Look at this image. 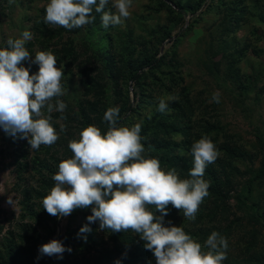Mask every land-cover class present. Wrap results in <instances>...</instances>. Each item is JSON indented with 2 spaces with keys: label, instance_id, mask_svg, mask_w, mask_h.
<instances>
[{
  "label": "trees",
  "instance_id": "trees-1",
  "mask_svg": "<svg viewBox=\"0 0 264 264\" xmlns=\"http://www.w3.org/2000/svg\"><path fill=\"white\" fill-rule=\"evenodd\" d=\"M14 1L20 2V0ZM150 1L154 4L155 12L161 14L165 20L164 25L158 24V33L161 38L151 50L147 49L145 42H140L143 50L140 51L137 60L130 57V60L123 59L125 62L118 65L114 60V55L107 51L109 47L115 51V38L113 39L112 35L108 33L109 28L102 27V13L95 12V6H93L92 13L95 16L94 22L83 27L68 30L58 25L47 24L43 18V15L45 17L44 8L41 10V16H36L38 21L33 27L36 36L39 37L36 38L37 42L44 51L57 54L56 59L60 62L66 60V66L70 65V74L73 73V70H77V75L74 74L73 76L80 78L83 87L86 89L83 98L80 100L74 98L81 107L82 113L80 115L83 118V129L89 125H95L102 132H106L108 123L103 120L104 113L109 107H118V125L132 126L141 122L140 134L144 138L142 143L145 146L147 156L158 158L163 169L175 168L181 178H190L189 171L193 167L194 159L191 150L189 158L185 155L183 157L178 154L175 155L174 151L179 152L182 144L188 146L191 140L188 136L191 126L183 118L184 115L179 112L176 101L169 102L165 112L158 111L157 104L150 102L151 99L153 100L151 93L157 90L150 91V86L146 81L148 78L151 81H159L158 90L169 89L174 85L173 74L178 67L182 66L179 58V45L183 44L185 39L201 24L200 22L205 16L210 15L215 20L220 19L217 25L218 37L208 34L209 39L207 37L199 39V47L204 46L203 53L198 58L199 64L203 65L216 81L232 85L234 90H241L240 94L242 95L239 94L238 99L240 102L243 101L246 104L250 94L255 92L264 93V86L260 87L264 83V49L261 47L264 42V0ZM144 8L145 10L151 9L150 5L147 4ZM28 9L30 10V8ZM106 10H108L107 6ZM187 16L191 17L188 22L186 21ZM212 27L210 26L206 30L209 31ZM174 28L178 29L176 34H172ZM245 30H248L247 32L250 34L243 37L237 35L239 31ZM96 37L98 40L95 39ZM166 40H171V46L165 49L164 53H161L160 46ZM54 41H56L55 47L58 46V48L51 50V44ZM107 44L110 46L106 47ZM134 44L136 42L126 46L127 55L135 53L137 48L134 47ZM120 54L126 56L124 49ZM96 63L102 65L100 70L94 66ZM66 66H64L65 69L68 68ZM105 74L108 75L109 80L104 77ZM130 80L138 86L141 92L136 104L129 97L128 82ZM125 85H127L126 89ZM161 90L159 92L163 93ZM111 92L116 97L113 100L108 96ZM146 98L151 105V111L149 115L144 117L143 112L149 107ZM261 100H263L262 97L257 99V102L261 103ZM196 103L201 107L197 100ZM142 115L141 121L137 122ZM204 128L202 133L208 137L212 133L220 134L223 129L214 123L208 124ZM76 129L80 131L81 127L78 125ZM178 135H183L185 138L182 144L173 140L174 136ZM258 138L263 148V139ZM212 141L215 142L216 138H213ZM60 145L62 151L53 153L49 157L50 161H45L44 165L41 166L42 169H49L50 172L56 174L58 171L56 164H59L57 156H65L67 159L73 155L68 145L62 143ZM219 149L227 155V165L223 164L222 166V170L226 173V181H221L217 177L218 171L213 163L207 165L203 179L205 180L207 175L210 177V181L206 180L210 185L209 195L204 198L206 199L205 204L204 199L200 204L195 220H184L183 210H177L171 205L167 209L168 215L164 217L165 226H168L171 219L172 225L183 227L193 239L199 238L203 241L202 243L197 241L202 246L211 232H219L228 241L234 235V229L239 227L236 221L231 220L227 199L234 192V181L231 176L237 169L236 160L244 161L248 152L239 148L228 147L226 144L219 146ZM249 171L250 173L244 172V174L251 175L247 182L248 196L247 192H242L235 193L233 197L241 204L252 199L251 209L254 213L250 221L259 223L264 228V192L258 198L263 200L262 205L255 199L256 195L254 196L256 184L264 188V158L259 169L255 171L250 169ZM41 182V188L25 190L24 195L26 196L22 201L23 213L21 216L23 223L18 232L11 231L0 240V264H64L61 257L41 255L38 251L41 245L50 242L55 235L57 224L54 221L51 225L52 215H49L44 208L41 211L45 212L47 216L45 219L41 218L39 215L41 212L32 203L44 198L55 184V181L49 177H43ZM207 202L210 204H208L209 207L206 205ZM84 210L91 212V207ZM156 214L160 215L159 212ZM32 220L36 223L31 222ZM234 223L235 227L233 228ZM106 231L110 236V242L112 241L111 247L97 244L96 238H93L94 232L90 231L83 234V238H74L77 239L79 244L77 247L79 248H75L73 236L68 231L61 242L66 249L70 247L72 251H65L63 255L65 253L76 255V251L85 249L89 253L95 252L96 254H92L88 261H79L76 264H92V262L94 264H156L153 252L146 250L145 243L135 238V235L139 234L132 231ZM256 232L258 231H252L253 240L250 249L248 248V253L251 255L245 264H264V255H255V245H257L259 236V233ZM131 243H135V245L132 246ZM63 258L66 257L63 256ZM226 261V264H235L231 260L226 259ZM222 263L225 264V260ZM236 264L242 263L236 262Z\"/></svg>",
  "mask_w": 264,
  "mask_h": 264
},
{
  "label": "clouds",
  "instance_id": "clouds-1",
  "mask_svg": "<svg viewBox=\"0 0 264 264\" xmlns=\"http://www.w3.org/2000/svg\"><path fill=\"white\" fill-rule=\"evenodd\" d=\"M108 4L109 0H49L44 21L68 30L80 28L94 22L93 6L95 12L102 13L104 28L120 25L131 15L133 0H112L114 12L105 11ZM32 38L25 30L21 38H9L6 46L0 47V128L10 136L27 139L31 149L39 150L59 139L51 114L63 113L67 105L59 99L64 95L63 70L56 67V57L50 51H36L31 58L25 45ZM28 60L38 65L36 73L30 74L23 65ZM210 102H220L218 91ZM167 109V101L159 99L157 110ZM103 120L108 123L106 132L89 125L78 139L69 141L73 155L58 164L52 177L55 184L42 200L44 210L59 218L91 207L88 224L78 236L90 232L89 225L97 221L100 230L132 231L145 241L144 247L153 252L156 264H222L227 259L228 241L219 232H211L202 246L183 227L164 223L169 205L195 220L209 195V182L203 179L205 169L219 156L214 142L203 135L191 145L190 178H181L175 168L165 170L158 158L145 154L141 123L118 125V107H109ZM38 251L62 258L72 249L53 239Z\"/></svg>",
  "mask_w": 264,
  "mask_h": 264
},
{
  "label": "rangeland",
  "instance_id": "rangeland-1",
  "mask_svg": "<svg viewBox=\"0 0 264 264\" xmlns=\"http://www.w3.org/2000/svg\"><path fill=\"white\" fill-rule=\"evenodd\" d=\"M48 3L49 0H20L19 3L14 0H0V47H5L6 41L9 38H21L22 33L28 30L31 32L33 38L27 41L25 46L29 50L31 58H35L36 51H44L43 47L37 42L39 37L36 36L37 34L33 26L38 21L36 16H41V10L43 8L45 9ZM146 4L150 5L151 9L145 10L144 7ZM107 7L108 10L106 11H115V9L112 8V0H109ZM28 8H30V10ZM153 8L154 4L150 0H133V7L130 9L131 15L124 19L122 24L116 26L110 25V27H108L110 29L108 33L112 35L113 39L115 38L114 42L116 43V49L113 51L109 47V44H107L106 47H109L107 51L114 55V60L117 65L125 62L123 59L130 60V57L133 60H137L140 51L143 50L140 42H145L148 50H151L155 44H158L161 38L158 33V24L161 23V25H164L163 23H165V20L162 18V15L155 12ZM160 18H162V20H160ZM189 18L191 17H186L187 22ZM219 21L220 19L215 20V18L210 15L205 16L200 22L201 24L185 39L183 44L179 45V58L182 66L178 67L173 74L175 82L172 87L169 89H160L163 91V93H160V90H158L159 81H151L150 78H148L146 82L148 86H150V91L157 90L151 93L153 100L151 99L150 102L152 104H157L158 106L159 99L161 98L166 100L168 104L171 101L178 102L177 108L179 112L184 115L183 118L191 126V130L188 133L191 140L188 146L182 144L183 139H185L183 135L174 136L173 140L182 144V148L179 152L174 151L175 155L178 154L182 157L185 155L189 158L191 145L203 136L202 132L205 129L204 127L211 123L223 128L220 134L212 133L209 137L211 140L216 138L214 144L219 152V156L213 165H215L218 171L217 177H219L221 181H226V173L222 170V166L223 164L227 165L226 162L228 160L227 155L224 151L219 149V146L221 147L222 144H226L228 147L231 146V148H239L244 152H248V155L246 154L244 157V161L236 160L237 163L235 166L237 169L231 176L234 181V192H232L227 199L230 206L231 220L236 221L239 225L237 229H234V235L228 239L227 260H231V262H235V264L236 262L245 264L246 260L249 259L251 255L248 253V248L250 249L252 244L253 230H257L258 232L256 233H259L257 245H255V255H264V228L261 224L250 221L254 213L251 209L252 199L245 201V204H241L233 196L235 193L242 192H247L248 196L247 182L250 180L251 175L244 174V172L250 173V169L253 171L259 169L264 158V145L262 148L258 138L261 137L264 142V93L255 92L250 94L249 101L246 102V104L243 103V101L240 102L238 99L241 90H234L232 85L216 81L212 75L208 73L206 68L199 64L198 58L200 54L203 53L204 49V46L199 47V39L203 37L209 39L210 35L218 37L217 25ZM210 26L212 28L207 31L206 29ZM247 31H239L237 35L239 37L249 35L250 33ZM177 32V28L172 29V34H176ZM95 39L98 40V37ZM170 41L171 40H166L162 43L160 46L161 53H164L165 49L171 46ZM133 42H136L134 47L137 49L134 54L127 55V50L125 51L126 46L132 45ZM55 43L56 41L52 42L51 50L58 48V46L55 47ZM261 47L264 49V42L261 44ZM123 49L126 56L120 54ZM88 52L90 53V51ZM87 53L86 55H88ZM53 55L57 57V54ZM56 60V67L61 68L64 74L61 81L64 88V95L59 97V99L63 100L67 105L63 113L53 112L51 114V123L59 134V139L51 146L41 145L39 150H33L27 139L19 136L14 138L8 135L3 128H0V230L2 229L0 231V240L11 231H19V227L23 223L21 221V216L23 213L22 201L26 196L24 195L25 190H37L42 187L41 180L43 177L52 179L53 175H55L54 172H50L49 169H42L41 166L44 165L45 161L49 160V157L52 156L53 153L59 150L62 151L61 143L68 145L69 141L78 139L79 133L83 130V118L80 115L82 113L81 107L75 99L80 100V98H83L86 94V89L83 87L80 78L73 76L74 74L77 75V70H73V73L70 74V65L66 66V60H61V62L58 59ZM23 65L29 68L30 74L38 71V65L32 64L30 60L24 61ZM64 66L68 68L65 69ZM94 66L99 69L102 65L96 63ZM104 77L109 80L108 75L105 74ZM121 83L120 81V84ZM263 86L264 83L260 85V87ZM126 87L127 85H125V89ZM128 90L131 101L136 104L141 93L138 86L130 80L128 82ZM216 91L220 93V102H210L212 94ZM241 95L242 94H240V96ZM108 96L111 100L116 98L113 92L109 93ZM170 97H175V99H170ZM261 97L263 99L261 103L259 101L257 102V99H261ZM196 100L200 103L201 107L196 103ZM147 101L149 103V100ZM54 102L55 101H53V103ZM43 111L45 115H48L46 109ZM150 111L151 105L149 103V107L143 112L144 117L149 115ZM141 118H143V115L139 117L137 122L141 121ZM78 125L81 127L80 131L76 129ZM184 149L188 151L185 152ZM57 157L59 158V163L66 159L65 156L58 155ZM56 165L58 166V164ZM209 179V175L205 176V180ZM263 192V186H258L256 184L254 196L256 195L255 199L258 200L261 205L263 204V200H259L258 198ZM28 198H30L29 195ZM42 200L43 198L32 203L36 205L37 210L41 212V214H39L40 217L45 219L47 214L41 211L43 208ZM205 201L206 199H204V204ZM208 204L207 202L206 205ZM209 205L207 207H209ZM89 215H91V212L84 209H76L67 217L58 218L52 216L51 225H53L54 221H56L57 224L56 233L51 240L56 239L61 241L68 231L71 232L73 239L83 238V234L78 236V233L85 224H88L87 217ZM184 220L188 219L184 217ZM31 222L34 224L36 223V221L33 220ZM235 223L233 224V228L235 227ZM89 227L91 231L94 232L93 238H96L97 244H104V246L109 247L112 246L109 234L106 233V230L99 229L98 221L90 224ZM135 238L145 243L139 235H135ZM77 239L73 240L75 248H79L77 247L79 246L78 241H76ZM198 239L194 240L200 241L201 243L203 242ZM131 245L134 246L135 243H131ZM202 250L207 251L203 247ZM92 254L96 253H89V251L85 249H79L76 251V255L65 253L62 255L61 260H64V264H76L79 261H88ZM63 256L66 258H63ZM226 262L225 260V264ZM92 264L94 263L92 262Z\"/></svg>",
  "mask_w": 264,
  "mask_h": 264
}]
</instances>
